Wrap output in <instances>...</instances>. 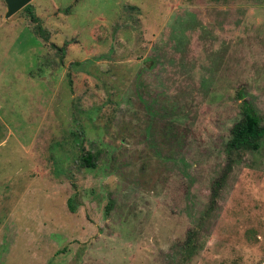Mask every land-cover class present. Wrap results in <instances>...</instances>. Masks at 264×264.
<instances>
[{"label":"rangeland","instance_id":"374dc122","mask_svg":"<svg viewBox=\"0 0 264 264\" xmlns=\"http://www.w3.org/2000/svg\"><path fill=\"white\" fill-rule=\"evenodd\" d=\"M6 11L0 264H264V137L226 151L243 100L264 124V0Z\"/></svg>","mask_w":264,"mask_h":264},{"label":"trees","instance_id":"16d2710c","mask_svg":"<svg viewBox=\"0 0 264 264\" xmlns=\"http://www.w3.org/2000/svg\"><path fill=\"white\" fill-rule=\"evenodd\" d=\"M27 6L28 4L24 8H27ZM31 17L36 19L34 13H31ZM240 109L241 118L232 126L231 136L226 143L229 165L232 160V152L257 150L260 147L261 139L264 137V124L261 122V118L254 106L249 101L243 100ZM83 162L87 166H94L92 154L88 152L83 157ZM222 180L223 178H219L214 181L210 197L211 207L215 202ZM67 206L71 212L75 211L76 206L72 197L68 198Z\"/></svg>","mask_w":264,"mask_h":264},{"label":"water","instance_id":"95a60500","mask_svg":"<svg viewBox=\"0 0 264 264\" xmlns=\"http://www.w3.org/2000/svg\"><path fill=\"white\" fill-rule=\"evenodd\" d=\"M7 6L5 16L10 17L11 15L18 12L20 9L25 7L31 0H4Z\"/></svg>","mask_w":264,"mask_h":264}]
</instances>
